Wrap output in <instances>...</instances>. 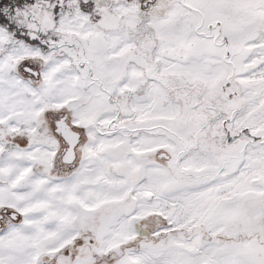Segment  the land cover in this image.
<instances>
[{"label":"snow or ice","instance_id":"6c2138e0","mask_svg":"<svg viewBox=\"0 0 264 264\" xmlns=\"http://www.w3.org/2000/svg\"><path fill=\"white\" fill-rule=\"evenodd\" d=\"M0 264H264V0H0Z\"/></svg>","mask_w":264,"mask_h":264}]
</instances>
